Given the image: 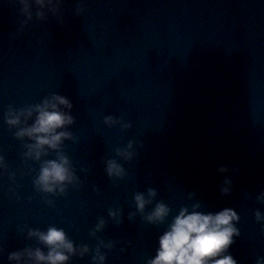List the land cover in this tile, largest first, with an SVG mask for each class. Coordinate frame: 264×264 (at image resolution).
I'll return each instance as SVG.
<instances>
[{
  "label": "water",
  "instance_id": "water-1",
  "mask_svg": "<svg viewBox=\"0 0 264 264\" xmlns=\"http://www.w3.org/2000/svg\"><path fill=\"white\" fill-rule=\"evenodd\" d=\"M25 20L18 0H0V264L13 251L47 253L27 230L49 226L93 250L100 239L119 241L105 250L106 264H147L172 217L197 202L240 216L229 249L238 264L264 256L255 220L264 213L256 200L264 192V0H62L55 15ZM53 94L70 99L75 120L60 151L78 183L63 195L35 189L42 161L25 157L31 141L4 122L9 107ZM109 115L131 128L108 127ZM130 140L125 177L110 179L105 160ZM222 166L229 171L218 173ZM149 188L157 196L145 214L163 201L172 210L164 224L128 218L135 193ZM110 209L121 210L122 223ZM101 217L107 226L92 237ZM70 264H91V255Z\"/></svg>",
  "mask_w": 264,
  "mask_h": 264
},
{
  "label": "clouds",
  "instance_id": "clouds-1",
  "mask_svg": "<svg viewBox=\"0 0 264 264\" xmlns=\"http://www.w3.org/2000/svg\"><path fill=\"white\" fill-rule=\"evenodd\" d=\"M21 15L26 17L25 23L35 18L43 20L46 15H55L62 0H18ZM72 103L66 96L53 94L42 102L21 109L9 107L4 114V122L9 129H15V137L23 140L27 138L31 143L26 145V158L42 161L39 172L33 180L35 189L44 194L63 195L68 186L78 183V177L72 168L68 156L61 151V145L65 140L72 139L68 127L75 123L71 115ZM31 120L29 124L28 121ZM104 124L108 127L119 125L121 130L131 128L130 123H124L111 115L104 118ZM135 141L130 140L126 147L116 149V157L105 160L104 171L110 179H122L126 175L125 168L120 161H131L135 155ZM142 146V145H141ZM49 150L56 153L55 158L43 159ZM6 169L5 159L0 155V172ZM218 173L225 174L228 167H220ZM14 181V174L9 177ZM232 188V180L225 178L220 191L228 195ZM247 196V193H245ZM157 192L149 188L147 192H137L133 197L135 212L129 213V220L135 218L137 213L141 215L145 223L151 225L164 224L172 210L163 201L155 203L150 212L145 214L146 208L153 203ZM256 200L264 205V192H260ZM51 203V201H49ZM199 202L190 207H181L175 214L166 230L158 237V247L155 255L147 261V264H238L230 254L229 249L240 236V230L236 225L240 216L233 208H223L216 212H204ZM109 218L115 224L122 223L120 209L108 212ZM255 220L264 231V213L255 212ZM107 226V221L101 217L98 219L90 235L96 237ZM29 238H36L44 247L26 248L21 251H13L8 255L9 264H70L72 257L80 258L91 255V264H106V251H111L119 241H105L100 239L95 249H90L87 244H75L63 228L49 226L46 231L29 228ZM124 249L121 248V252ZM255 264H264V256L258 257Z\"/></svg>",
  "mask_w": 264,
  "mask_h": 264
}]
</instances>
